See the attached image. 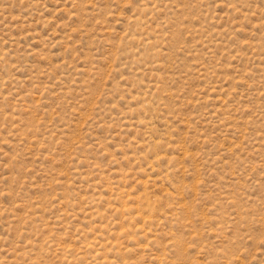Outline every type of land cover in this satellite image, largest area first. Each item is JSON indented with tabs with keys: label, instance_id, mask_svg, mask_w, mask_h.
<instances>
[{
	"label": "rangeland",
	"instance_id": "1",
	"mask_svg": "<svg viewBox=\"0 0 264 264\" xmlns=\"http://www.w3.org/2000/svg\"><path fill=\"white\" fill-rule=\"evenodd\" d=\"M0 264H264V0H0Z\"/></svg>",
	"mask_w": 264,
	"mask_h": 264
}]
</instances>
